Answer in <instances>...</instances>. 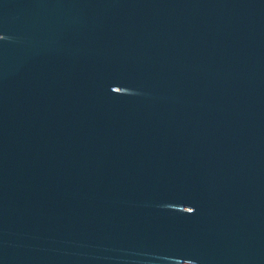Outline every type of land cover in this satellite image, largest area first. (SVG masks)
<instances>
[{
  "label": "water",
  "instance_id": "water-1",
  "mask_svg": "<svg viewBox=\"0 0 264 264\" xmlns=\"http://www.w3.org/2000/svg\"><path fill=\"white\" fill-rule=\"evenodd\" d=\"M0 264H264V0H0Z\"/></svg>",
  "mask_w": 264,
  "mask_h": 264
}]
</instances>
